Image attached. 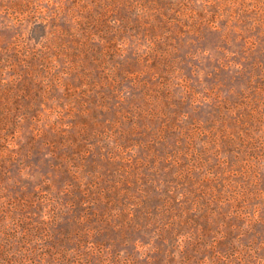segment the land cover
I'll use <instances>...</instances> for the list:
<instances>
[{
  "label": "rangeland",
  "instance_id": "1",
  "mask_svg": "<svg viewBox=\"0 0 264 264\" xmlns=\"http://www.w3.org/2000/svg\"><path fill=\"white\" fill-rule=\"evenodd\" d=\"M0 264H264V0H0Z\"/></svg>",
  "mask_w": 264,
  "mask_h": 264
}]
</instances>
